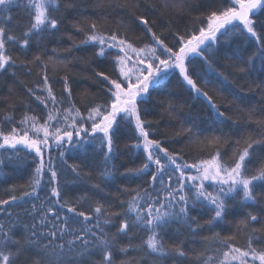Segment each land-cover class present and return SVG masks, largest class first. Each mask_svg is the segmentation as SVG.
Returning <instances> with one entry per match:
<instances>
[{"label": "snow or ice", "instance_id": "obj_1", "mask_svg": "<svg viewBox=\"0 0 264 264\" xmlns=\"http://www.w3.org/2000/svg\"><path fill=\"white\" fill-rule=\"evenodd\" d=\"M169 5L181 15L185 6L197 11L203 9L194 18L199 21V26L190 32L173 34L175 44L172 46L153 31L154 22L144 15L136 17L150 37V43L143 47L134 46L138 41L129 42L118 31H102L96 22L85 23L83 27L79 22L74 25L85 34L80 45L92 46L95 49L93 55L107 60L111 66L110 73H95L105 85L106 99L103 103L87 106L86 117L71 103L72 90L67 76L64 77V91L68 93L69 107L62 111L55 107L57 99L48 84L46 73L43 81L47 99L35 97L45 107L47 100L54 105L44 122L40 123L37 116L26 113L17 126L12 124V117H6L5 122L10 127L7 132L0 128V148L17 150V146L22 145L35 153V167L27 185L31 192L24 191L22 196L36 194L47 173L50 201L54 198L56 205L73 216L61 215L53 207H47L39 215L40 225L48 227L51 224L48 231H39L36 223L19 221V235L15 231L17 222L0 223V264H114L117 251L126 253L129 247H133L131 242L127 246H120L118 238L136 231L146 233L147 238L142 240V245L135 247L146 245L151 253L164 256L168 251L164 233L174 222L186 226L192 236L205 226L191 214L197 207L210 210L212 215L206 223L211 225L226 220L236 204L246 205L257 201L254 181H264V164L254 173L249 165L254 157L264 160V156L257 152V148L264 147V133L260 134V139L238 135L231 145L232 158L225 160L220 145L222 140L227 142L231 137L222 134L199 139V117H189L186 120L188 126H182L181 131L191 143L201 148H211L207 153L208 158L189 163L181 152L170 151L165 141L155 138L153 121L147 119L152 113L143 105L153 91L164 87L171 76H176L186 84L189 92L203 98L210 109L215 110L216 117L220 119L214 123L231 120L209 95L207 83L210 81L205 84L199 82L204 79L202 69L204 66L213 68V65H219L221 57L225 60L235 57L243 65H251L257 58H264V0H198L195 4H187V0H181L180 4L175 0H166L164 6ZM15 7L22 8L24 12L25 19L20 23H13L12 10ZM61 7L60 0H0V71H6L7 67L16 63L8 52L10 44L28 49L33 37L39 42L45 34L51 36L59 31L62 18L57 13ZM237 39L246 43L251 41L255 45V52L247 59L240 56L238 51H231L230 46ZM190 57L200 58V66L194 65ZM52 59L49 57V60ZM34 60L43 63L38 54ZM44 68H47V64H44ZM240 71H244V68H240ZM29 92L32 90L29 89ZM174 107L169 102L168 108ZM124 135H128L133 142L125 147L141 150L143 157L140 167L126 171L149 174V187L155 190V194L147 188L133 189L131 192L134 194L120 202L119 211H113L111 205L106 207L99 201L94 202L90 213L79 211L76 205L81 199L89 197L85 194L76 201L64 199L67 193L62 194L57 166L51 157L45 160L46 151L50 150L51 144L57 148L67 144L81 150L94 145L104 160L105 168L101 176L107 177L112 175L109 162L118 154L119 141ZM60 156H64V151L60 152ZM153 165L155 170L149 173ZM169 168L172 174L165 175ZM71 170L79 175L77 165H72ZM190 170H195L196 174H189ZM16 187L13 185L10 191H15ZM93 187L99 189L100 186ZM20 198L9 195L8 199H0V206L10 205ZM40 208L44 209L43 203ZM32 209L37 212V205L33 204ZM50 215L59 223L49 221ZM256 220V215L248 213L238 224L247 227L249 221ZM108 225H115L114 233L106 231ZM215 236L218 238V234ZM230 239L222 241L227 250L222 251V259L217 264H264V243L259 236H249L245 249L233 246L228 242ZM175 250L184 255L179 247ZM212 260L213 257H207L204 264H211ZM121 264L126 262L122 261Z\"/></svg>", "mask_w": 264, "mask_h": 264}, {"label": "trees", "instance_id": "obj_2", "mask_svg": "<svg viewBox=\"0 0 264 264\" xmlns=\"http://www.w3.org/2000/svg\"><path fill=\"white\" fill-rule=\"evenodd\" d=\"M165 2L166 0H60L62 7L57 15L62 18V23L58 32L51 36L45 34L44 39L39 42L33 37L28 49L12 44L8 47V52L16 63L7 67L6 71H0V128L8 131L10 125L5 121L9 116L12 117V124L18 126V122L26 113L37 116L40 123L44 122L48 112L54 108L51 100H47L45 107L35 98L40 96L41 99H47L48 93L43 81L45 73L57 99L55 107L61 111L69 107L68 93L64 91V77L67 76L72 90L71 103L86 117L87 106L103 103L106 99L105 85L95 73H110L111 66L107 60L93 55L95 49L92 46L80 45L85 34L74 25L79 22L83 27L85 23L96 22L102 31H118L120 35L128 38L129 42L138 41L134 46L143 47L150 43V37L145 31V26L139 24L136 17L144 15L154 22L153 31L172 46L175 44L173 34L190 32L199 26V21L194 18L199 16L203 9L197 11L185 6L181 15L171 5L165 7ZM175 2L180 4L181 0ZM197 2L198 0H187V4ZM70 4L73 6L68 7ZM12 15L13 23H20L25 19L23 9L19 7L13 8ZM74 43L77 46L73 47ZM230 47L231 51H238L245 59L255 52V45L251 41L246 43L237 39ZM53 49H56L55 53ZM37 54L41 56L43 63L34 60ZM49 57L53 59L49 60ZM190 59L194 65L200 66V58ZM44 64H47L46 69ZM240 68H244V71H240ZM201 74L204 79L199 82L205 84L210 81L207 83L209 95L220 110L225 112L226 117L232 118L231 120L214 123L213 121L220 119L216 117L215 110L210 109L203 98H197L194 93L189 92L186 84L181 83L176 76H171L164 87L153 91L148 102L143 105L152 113L147 119L153 121L155 138L165 141V146L170 151L181 152L184 159L192 163L208 158L207 153L211 151L210 147L201 148L191 143L181 131L182 126H188L186 120L189 117L198 116L199 139L222 134L231 137L227 142L222 140L220 145L221 151L225 153L224 159L230 160L233 154L231 145L238 135L260 139V134L264 133V123H259L264 121V58H257L254 64L243 65L235 57L232 60L221 57L219 65H213V68L204 66ZM29 89L32 92H29ZM169 102L175 107L169 109ZM132 143L128 135L121 136L118 154L109 162L113 169L112 175L107 177L101 176L105 168L104 160L94 145H88L86 150L67 144L63 148L53 146L54 148H50L45 155V160L51 157L57 166L62 194L67 193L64 199L76 201L87 194L89 199H81L76 205L79 211L90 213L95 201L106 207L111 205L113 211H119L120 202L128 200L130 194H134L131 192L133 189L147 188L155 194V190L149 187V174L139 175L134 171H126L140 167L143 160L141 150L125 147ZM17 150L0 148V161H3L0 164V199H8L9 195L22 197L10 205L0 206V223L17 222V235L21 232L19 221L36 223L39 225V231L47 232L51 224L48 227L40 225L41 211L53 207L61 215L72 217L73 214L56 205L54 198L50 201L47 173L36 194L22 196L24 191L31 192L27 185L35 167V153L22 145L17 146ZM61 151H64L63 157L60 156ZM257 152L264 156V147L257 148ZM262 164L264 160L254 157L249 168L254 173ZM72 165L78 166L79 175L71 170ZM154 170L155 166L149 173ZM167 174H172L171 168L165 175ZM13 185L17 187L15 191H10ZM94 185H99V189H95ZM254 185V192L258 194L257 201L246 205L236 204L224 221L208 225L206 222L212 213L207 208L197 207L191 214L205 226L195 236L190 235L189 229L184 225L175 222L170 225L164 233L168 247L164 256L151 253L146 245L135 247L142 245V240L147 238V234L142 231L119 237L120 246H127L131 242L133 247H129L126 253L117 251L114 264H121L122 261L126 264H204L207 257H213L211 264H217V261L222 259V251L227 250L222 243L227 238H231L229 243L241 249L247 247L249 236H259L264 243V181H254ZM156 187L159 188V184ZM41 203L44 209L40 208ZM33 204L37 205V212H33ZM248 213L256 215L257 220L249 221L247 227L240 226L238 222L245 219ZM49 221L59 223L54 221L51 215ZM118 222L117 220L116 223ZM106 231L114 233L115 225L106 226ZM215 234H218V238ZM177 247L184 252L183 256L175 250ZM200 253L203 255H199Z\"/></svg>", "mask_w": 264, "mask_h": 264}, {"label": "rangeland", "instance_id": "obj_3", "mask_svg": "<svg viewBox=\"0 0 264 264\" xmlns=\"http://www.w3.org/2000/svg\"><path fill=\"white\" fill-rule=\"evenodd\" d=\"M129 67H131V65H129ZM18 146H20V145H18ZM53 146H56L55 144H51V148H54ZM49 151V150H48ZM48 151H46V154H47V152ZM45 154V155H46ZM46 158V157H45ZM154 166V165H153ZM189 174H192V175H195L196 173H195V170H190V172H189ZM257 264H258V262H257Z\"/></svg>", "mask_w": 264, "mask_h": 264}]
</instances>
